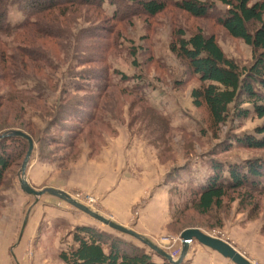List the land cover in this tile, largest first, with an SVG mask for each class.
I'll list each match as a JSON object with an SVG mask.
<instances>
[{
	"label": "rangeland",
	"instance_id": "1",
	"mask_svg": "<svg viewBox=\"0 0 264 264\" xmlns=\"http://www.w3.org/2000/svg\"><path fill=\"white\" fill-rule=\"evenodd\" d=\"M210 1L223 10L227 8L219 0ZM105 9L106 13L102 14L96 7L81 8V13L75 14L73 36L63 42V47L50 39L38 41L52 57L54 70L46 69L54 79L51 85L58 88L49 87L43 105L32 100L26 105L27 119L37 125L35 148L26 172L29 183L39 190L63 189L120 224L121 219L127 218L126 227L146 232V237L163 249L160 243L163 236H180L182 232L178 227L195 226L229 242L255 264H264V193L254 194L253 201H243L235 192V200L226 198L223 207L215 209L211 216H203L193 209L180 224L170 225L185 205L191 204L189 182L194 175V185L209 172L207 161L211 156L225 162L264 157V150L236 145L222 151L231 135L254 133L264 119L231 117L218 132L211 127L207 110L193 104L192 90L200 87L201 82L188 64L170 50L173 27L181 25L188 35L203 27L207 34L216 36L226 55L240 67L251 64L252 47L231 37L216 21L195 20L174 8L155 18L141 14L122 23L107 16L112 15L113 7L106 3ZM9 12L13 22L23 19L18 8L10 7ZM81 32L106 38L81 36L79 40L77 36ZM116 38L118 46L106 54L105 64L79 65L86 56L104 57L97 45L112 44ZM5 39L11 46L25 45L21 41L15 44L12 36ZM8 54H12V50ZM98 68H106L111 80L120 84L116 90H110L109 96L118 100L121 114L86 127L75 139L74 147H64L70 138L54 125L62 89L73 94L76 80L72 75L84 69L98 71ZM121 73L130 76L129 81L122 83ZM137 83L148 96V104L170 119L169 130L158 129L163 137L158 144L154 136L158 131L149 130L141 119L130 126L132 114L141 113L143 108L131 109L134 97L122 89L131 90ZM34 84L31 80L21 87L32 88ZM84 85L97 89L96 81H87ZM89 94L91 92L80 91L77 96L88 97ZM85 109L90 112L92 107ZM12 114L14 118L17 113ZM40 140L44 143H39ZM46 141L50 142L49 148H44ZM21 167L16 168V173H11L0 188V264H65L59 253L72 241L76 226L83 223L126 237L154 254L155 259H162L142 241L113 232L109 226L59 197L47 193L36 198L27 194L20 185ZM89 197H94L95 201L90 202ZM224 259L225 263L219 264H232L231 260Z\"/></svg>",
	"mask_w": 264,
	"mask_h": 264
},
{
	"label": "trees",
	"instance_id": "2",
	"mask_svg": "<svg viewBox=\"0 0 264 264\" xmlns=\"http://www.w3.org/2000/svg\"><path fill=\"white\" fill-rule=\"evenodd\" d=\"M219 1L227 8L223 10L210 0H0V134L20 129L36 140L37 125L27 119L26 105L30 104L29 100L43 105L49 87L58 88L51 85L54 79L46 69L54 70L52 57L38 41L40 38L50 39L63 47V42L73 36L72 27L77 19L75 14L81 13L83 7H96L104 14L106 3L114 8L112 15H106L116 23L128 22L141 14L155 18L169 8H174L195 20H214L231 37L243 40L253 49V60L245 67H240L229 58L216 36L207 34L203 27H198L188 35L184 27L175 25L170 50L188 64L193 75L201 82L200 87L192 90L193 104L207 110L211 127L216 132L231 117L239 120L251 117L264 119V0ZM10 7L18 8L23 19L13 22L9 17ZM83 34L81 32L77 38H106ZM11 36L15 44L21 41L25 45L11 46L5 39ZM116 43L117 38L112 44H98L97 49L104 57L86 56L79 65L98 62L105 64L106 54L118 46ZM9 50H12V54H8ZM133 55H136L135 51ZM120 76L122 83L131 78L124 73ZM72 77L76 80L73 83V94L62 89L54 123L70 138L64 147H72L86 127L115 119L121 114L118 100L114 99L115 96H109L110 90H116L120 84L111 80L106 68H98L94 72L84 69ZM31 80L35 81L32 88L21 87ZM87 81H96L97 89H89L84 85ZM138 83L131 90L128 87L122 89L128 90L126 92L134 97L131 109L137 106L143 108L141 113L131 112L133 118L130 126L141 119L149 130L158 131L154 135L158 144L163 138L158 129H168L171 122L168 115L148 104V96L141 83ZM80 91L91 94L78 97ZM87 106L92 107L90 112L85 109ZM13 112L17 114L11 118ZM229 138L228 145L222 151L231 150L233 145L264 150V123L257 126L254 133L233 134ZM38 142L44 143L42 140ZM49 143L46 141L44 148H49ZM28 148V141L21 137L0 140V188L6 184L9 175L16 173L15 169L22 166ZM207 164L209 172L194 185L192 181L195 177L192 176L189 182L192 185L191 204L185 205L171 226L180 224L189 210L194 209L203 216H211L215 209L223 207L226 198L230 197L234 201L235 192L239 193L243 201H253L254 194L264 193V157L225 162L211 156ZM190 227L195 226L178 227V230L182 232ZM59 258L65 264H171L164 257L160 261L154 259V254L126 237L86 223L76 226L72 232V241L59 253Z\"/></svg>",
	"mask_w": 264,
	"mask_h": 264
},
{
	"label": "water",
	"instance_id": "3",
	"mask_svg": "<svg viewBox=\"0 0 264 264\" xmlns=\"http://www.w3.org/2000/svg\"><path fill=\"white\" fill-rule=\"evenodd\" d=\"M6 137H21L26 139L29 143V148L20 171V185L22 190L27 194L34 195L36 198H40L42 195L47 193L59 197L62 200L71 204L72 206L76 207L77 209L81 210L82 212L88 214L95 220L109 226L110 228L117 230L121 233L130 235L142 241L143 243L148 245L152 250L157 252L158 255L168 260L171 264H182L184 262L186 256L189 253L191 244L194 240L198 241L204 246L211 248L214 251H217L224 258L231 260V262L234 264H255L229 242L219 237L210 235L204 232L199 227H190L182 231L181 237L183 239V245L181 249V254L177 259H174L168 251L154 243L150 238L140 234L133 228L126 227L123 224L113 221L112 219L101 214L100 212L92 209L88 205L79 202L69 192L55 187H47L41 190L32 187L26 177V172L29 165V161L35 148L34 139L29 134L20 129H15L0 134V140Z\"/></svg>",
	"mask_w": 264,
	"mask_h": 264
},
{
	"label": "crops",
	"instance_id": "4",
	"mask_svg": "<svg viewBox=\"0 0 264 264\" xmlns=\"http://www.w3.org/2000/svg\"><path fill=\"white\" fill-rule=\"evenodd\" d=\"M121 221H123L122 222L123 225L127 224L126 223L127 218H125V220L121 219ZM136 231L141 233L142 235L148 236V234H146V232H143L142 230H138V228H136ZM156 260L160 261L159 259H156ZM185 260H184L185 264H219V263H225L224 257L221 254H219L217 251H214L211 248L204 246L200 243H197L195 241L192 242L190 250H189V254L185 258Z\"/></svg>",
	"mask_w": 264,
	"mask_h": 264
},
{
	"label": "built area",
	"instance_id": "5",
	"mask_svg": "<svg viewBox=\"0 0 264 264\" xmlns=\"http://www.w3.org/2000/svg\"><path fill=\"white\" fill-rule=\"evenodd\" d=\"M89 198H90L89 200L90 202L95 201L94 197H89ZM160 243L163 245L164 249L173 256L174 259H177L180 256L183 245V239L181 235L180 236L165 235L161 238Z\"/></svg>",
	"mask_w": 264,
	"mask_h": 264
}]
</instances>
